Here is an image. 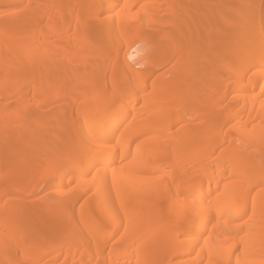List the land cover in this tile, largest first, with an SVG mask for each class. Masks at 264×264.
Masks as SVG:
<instances>
[{
    "label": "bare ground",
    "instance_id": "1",
    "mask_svg": "<svg viewBox=\"0 0 264 264\" xmlns=\"http://www.w3.org/2000/svg\"><path fill=\"white\" fill-rule=\"evenodd\" d=\"M0 264H264L262 0H0Z\"/></svg>",
    "mask_w": 264,
    "mask_h": 264
},
{
    "label": "rangeland",
    "instance_id": "2",
    "mask_svg": "<svg viewBox=\"0 0 264 264\" xmlns=\"http://www.w3.org/2000/svg\"><path fill=\"white\" fill-rule=\"evenodd\" d=\"M262 3H264V0H262ZM84 11H86V9L84 10ZM84 11L82 12V13H84ZM82 13H80L79 15H81L80 17H82L84 14H82ZM78 15V16H79ZM75 18H76V16H75V14H73V15H71V16H68L67 14H64L63 16H61V18L59 19V21H60V23L59 24H64L63 26H62V24H61V26L62 27H64L65 25H67L66 26V28L68 27L69 29H72L73 28V26H74V24H75ZM73 19H74V22H73ZM64 20H65V22H64ZM69 22H68V21ZM73 22V23H72ZM58 26H60V25H58ZM68 29V30H69ZM243 39V38H242ZM241 40V39H240ZM159 72H162V71H159ZM159 72L157 73V74H159ZM106 77H108V78H105L103 81H101L100 82V84L102 85V83H109L110 82V80L108 81V79H110L109 77H110V74L108 73V75L106 76ZM61 78V77H60ZM155 78V77H154ZM99 82V81H98ZM97 83V82H96ZM64 84V79H63V77H62V79H61V84H60V86L62 87H64L65 85H63ZM97 86H99V83L98 84H96V87ZM99 88V87H98ZM147 91H149V90H147ZM60 101L61 102H64V103H61L60 104ZM66 102V103H65ZM58 106H57V105ZM60 105V106H59ZM59 107V108H58ZM67 108V109H66ZM48 109H50V110H54V111H56V112H58L57 110H61V112L62 111H67V112H63V113H69V114H67L68 115V117H70L71 118V116L74 114V112L77 110V103L76 102H68V101H62V100H57V101H54V102H52V104L50 105V108H48ZM141 140V139H140ZM14 172H16V171H13V174H14ZM89 177H91V176H89ZM68 182H67V188L66 187H63V188H66L67 190H75L76 189V182L75 181H73V180H70V179H68L67 180ZM30 192H33V194L34 193H37L38 194V197L37 198H40V199H43V200H45V199H49L52 195L49 193V191H47V185L46 184H44V183H42L41 181H37V182H35L31 187H30V189L27 191V193L26 194H29ZM81 203V202H80Z\"/></svg>",
    "mask_w": 264,
    "mask_h": 264
}]
</instances>
